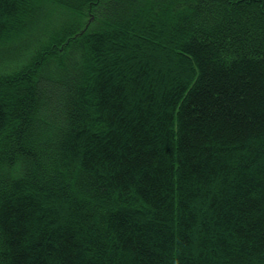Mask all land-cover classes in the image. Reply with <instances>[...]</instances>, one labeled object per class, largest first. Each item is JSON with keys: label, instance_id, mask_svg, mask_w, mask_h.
<instances>
[{"label": "trees", "instance_id": "1", "mask_svg": "<svg viewBox=\"0 0 264 264\" xmlns=\"http://www.w3.org/2000/svg\"><path fill=\"white\" fill-rule=\"evenodd\" d=\"M0 264H264V0H0Z\"/></svg>", "mask_w": 264, "mask_h": 264}]
</instances>
